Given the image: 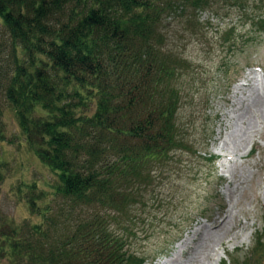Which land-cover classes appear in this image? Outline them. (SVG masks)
Returning <instances> with one entry per match:
<instances>
[{
	"label": "trees",
	"instance_id": "16d2710c",
	"mask_svg": "<svg viewBox=\"0 0 264 264\" xmlns=\"http://www.w3.org/2000/svg\"><path fill=\"white\" fill-rule=\"evenodd\" d=\"M219 1L0 0V104L54 175L47 189L23 185L30 217L0 223L7 264H146L125 249L123 222L191 152L176 123L175 27Z\"/></svg>",
	"mask_w": 264,
	"mask_h": 264
},
{
	"label": "rangeland",
	"instance_id": "374dc122",
	"mask_svg": "<svg viewBox=\"0 0 264 264\" xmlns=\"http://www.w3.org/2000/svg\"><path fill=\"white\" fill-rule=\"evenodd\" d=\"M262 20L264 0H224L175 27L171 44L186 62L176 123L191 152L153 175L123 222L125 249L146 264H231L226 254L264 264ZM0 109V223L19 224L30 217L23 185L47 189L54 175L26 147L12 109Z\"/></svg>",
	"mask_w": 264,
	"mask_h": 264
}]
</instances>
